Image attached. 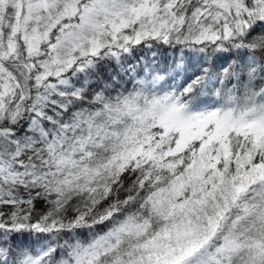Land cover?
Returning <instances> with one entry per match:
<instances>
[{
  "label": "snow or ice",
  "instance_id": "1",
  "mask_svg": "<svg viewBox=\"0 0 264 264\" xmlns=\"http://www.w3.org/2000/svg\"><path fill=\"white\" fill-rule=\"evenodd\" d=\"M0 264H264V0H0Z\"/></svg>",
  "mask_w": 264,
  "mask_h": 264
}]
</instances>
